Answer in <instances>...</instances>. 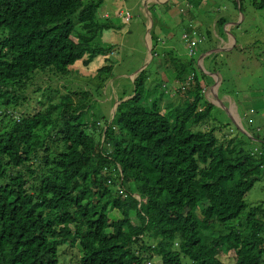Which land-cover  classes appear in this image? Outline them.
Instances as JSON below:
<instances>
[{
    "label": "trees",
    "instance_id": "obj_1",
    "mask_svg": "<svg viewBox=\"0 0 264 264\" xmlns=\"http://www.w3.org/2000/svg\"><path fill=\"white\" fill-rule=\"evenodd\" d=\"M202 1L186 0L195 8ZM231 1L241 10V0ZM100 3L0 0L2 110L23 105L36 74L62 77L77 61L102 58L95 73L104 77L88 84L101 88L112 46L94 38L117 26L96 20ZM225 23L223 16L215 22ZM150 41L147 64L157 55L153 32ZM180 63L174 89L182 94L165 111L160 102L170 90L161 81L151 88L144 67L109 120L88 117L93 91L61 94L55 85L31 88L34 112L0 117V264H61L63 243L74 245V264H154V255L160 264H224L217 255L229 250L231 264H264V201H244L264 176V138L226 136L220 124H209L206 73L188 57ZM107 209L118 216L110 219Z\"/></svg>",
    "mask_w": 264,
    "mask_h": 264
},
{
    "label": "rangeland",
    "instance_id": "obj_2",
    "mask_svg": "<svg viewBox=\"0 0 264 264\" xmlns=\"http://www.w3.org/2000/svg\"><path fill=\"white\" fill-rule=\"evenodd\" d=\"M81 1L85 4L91 0ZM163 1L156 3L155 0H101L95 18L99 21H110L117 26L98 32L94 38L96 43L112 46L108 56L112 64L111 74L105 77L101 88L93 89L88 84L104 77L100 72L95 73L104 63L102 58L97 57L86 66L77 61L70 72L62 77L47 79L45 74H36L24 91L28 99L23 105L19 106L21 98H18L16 102L19 107L11 108L10 104L7 110L0 108V117L6 119L7 115L11 114L15 118L25 111L34 112L39 105L34 101L37 95L31 93V88L35 85H40V88L55 85L61 94L67 93L68 90L81 89L87 94V89L93 91L91 108L86 111L88 117L101 121L102 117L107 115L106 120H109L117 97L120 93L129 92L135 71L148 59L150 33L153 32L156 34L154 49L157 55L153 62L145 66L148 74L146 79L151 88L157 81H161V89L173 93L170 95L168 91V96L163 97L160 102L164 111L166 104L170 105L167 108L170 109L179 101L182 92L175 93L174 76L181 72L180 62L188 57L193 60L198 72L202 70L203 74L206 73V78L202 76L204 80L201 82H204V86L201 92L203 98L213 105L208 123L220 124L221 132L226 136L240 137L244 132L264 138V6L258 8L254 4L260 0H241V10L237 5H233L231 0H203L196 8L186 0ZM119 11L122 14H118ZM221 16L225 17L228 23H225L224 27L215 24ZM195 27L199 28L198 31ZM74 28L80 31L77 24ZM191 30L195 31L194 50L186 48V43L181 39V34L183 38ZM206 30L210 33L209 38L205 37ZM165 32L170 37H166ZM71 38L75 41L76 35L72 34ZM216 48L220 49L214 51ZM169 57L178 59L170 61ZM184 84L186 85V82ZM127 97L129 95L122 99ZM55 116L57 112H53L52 117ZM207 126L201 123L195 125L201 130ZM31 164L34 168L36 160ZM263 184L264 176L245 194L244 201L247 205L264 201ZM107 211L110 219L118 216L116 209ZM131 220L136 222L134 218ZM234 221L235 219L228 223ZM74 253V245L69 248L66 243L61 244L59 262L74 264ZM217 258L224 264H231L235 255L229 250L218 254ZM150 261L160 264L155 255Z\"/></svg>",
    "mask_w": 264,
    "mask_h": 264
},
{
    "label": "built area",
    "instance_id": "obj_3",
    "mask_svg": "<svg viewBox=\"0 0 264 264\" xmlns=\"http://www.w3.org/2000/svg\"><path fill=\"white\" fill-rule=\"evenodd\" d=\"M187 34H192V36H189ZM194 35H195L194 30H191L189 33H186L183 38H182V34H181V39L184 40V42L186 43V48H188L189 50H194V46L196 44V40L194 39Z\"/></svg>",
    "mask_w": 264,
    "mask_h": 264
},
{
    "label": "water",
    "instance_id": "obj_4",
    "mask_svg": "<svg viewBox=\"0 0 264 264\" xmlns=\"http://www.w3.org/2000/svg\"><path fill=\"white\" fill-rule=\"evenodd\" d=\"M219 49L220 48H216L214 51H218ZM150 57H151V54H150V51H149V53H148V59L143 63V65L140 68H138V70L135 71V73L139 72L140 70H142L146 66V64L148 63ZM115 106L113 107V110H114Z\"/></svg>",
    "mask_w": 264,
    "mask_h": 264
},
{
    "label": "crops",
    "instance_id": "obj_5",
    "mask_svg": "<svg viewBox=\"0 0 264 264\" xmlns=\"http://www.w3.org/2000/svg\"><path fill=\"white\" fill-rule=\"evenodd\" d=\"M155 2L156 3H162V2H164L163 0H155ZM97 20V19H96ZM97 21H99V20H97ZM104 22H106V21H104ZM107 22H110V21H107ZM110 23H112V22H110ZM113 24V23H112ZM228 24V23H227ZM230 24V23H229ZM114 25V24H113ZM228 31V30H227ZM163 33V32H162ZM154 35H156L155 33H153ZM160 38V37H159ZM97 58V57H96ZM96 58H94V59H96ZM93 59V60H94Z\"/></svg>",
    "mask_w": 264,
    "mask_h": 264
},
{
    "label": "clouds",
    "instance_id": "obj_6",
    "mask_svg": "<svg viewBox=\"0 0 264 264\" xmlns=\"http://www.w3.org/2000/svg\"><path fill=\"white\" fill-rule=\"evenodd\" d=\"M119 13H121V14H122V12H121V11H119V12H118V14H119ZM189 32H190V31H189ZM189 32H187V33H189ZM149 60H150V59H149ZM191 77H192V76H189V77L187 78V80H186V81H184V82H186V83L190 82V79H191ZM184 82L182 83V85L184 84ZM184 85H185V84H184ZM184 85H183V86H184ZM111 115H112V114H111Z\"/></svg>",
    "mask_w": 264,
    "mask_h": 264
}]
</instances>
